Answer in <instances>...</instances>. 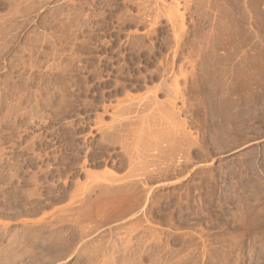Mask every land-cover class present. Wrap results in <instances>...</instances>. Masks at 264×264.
Instances as JSON below:
<instances>
[{
  "label": "rangeland",
  "instance_id": "rangeland-1",
  "mask_svg": "<svg viewBox=\"0 0 264 264\" xmlns=\"http://www.w3.org/2000/svg\"><path fill=\"white\" fill-rule=\"evenodd\" d=\"M0 264H264V0H0Z\"/></svg>",
  "mask_w": 264,
  "mask_h": 264
},
{
  "label": "bare ground",
  "instance_id": "bare-ground-1",
  "mask_svg": "<svg viewBox=\"0 0 264 264\" xmlns=\"http://www.w3.org/2000/svg\"><path fill=\"white\" fill-rule=\"evenodd\" d=\"M172 112V111H171ZM135 165V164H134ZM119 190V189H118ZM123 190V189H122ZM133 190V189H132ZM135 191V190H134ZM121 192V191H120ZM134 193V192H133Z\"/></svg>",
  "mask_w": 264,
  "mask_h": 264
}]
</instances>
